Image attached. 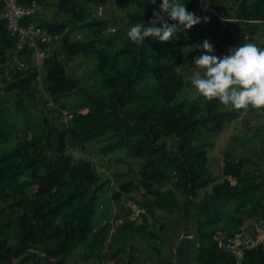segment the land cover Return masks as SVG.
<instances>
[{"label": "trees", "instance_id": "trees-1", "mask_svg": "<svg viewBox=\"0 0 264 264\" xmlns=\"http://www.w3.org/2000/svg\"><path fill=\"white\" fill-rule=\"evenodd\" d=\"M37 1L42 5L49 0ZM227 1L229 11L213 17L208 33L223 45L242 46L257 34L258 23H264V0ZM179 2L189 12L197 7V0ZM160 3L115 0L119 8L132 7L127 14L133 24H147ZM206 3L220 12V0ZM57 7L79 22L87 34L72 40L64 23L38 22L62 34L59 46L43 65L50 99L57 101L60 96L77 93L80 104L72 111L68 125L80 143L103 141L102 151L126 149L141 159L139 182L147 191L141 200L145 211L142 223L123 220L112 231L111 244L121 251L130 240L147 233L146 216H153L154 209L171 213L178 207L173 190L153 187V183L172 180L195 214L197 264H233L218 242L246 220L264 218L262 177L247 171L249 158H235L227 150L223 179L212 184L201 199L196 198L199 189L214 182L208 171V137L219 132L224 122L237 118L238 112L225 110L218 99L179 98L185 82L177 71L181 58L174 51L154 53L149 40L135 44L127 38V31L112 37L102 35L105 22L88 21L78 0H60ZM119 39L122 47H116ZM13 46V37L0 23V63L6 61ZM66 55L96 58L95 68L103 73L97 89L79 87V81L63 66L61 56ZM120 56L124 61L119 62ZM35 75L34 69L13 68L3 79V91L34 98ZM15 103L21 106L22 101ZM8 110L6 97L0 96V203L11 201L12 207L10 212H0V264H11L31 248L43 259H53V264H65L79 246L84 259L99 258L109 227L106 223L97 228L94 225L104 182L89 160L66 154V131L47 119L34 128L27 120L30 135L3 150L14 133ZM166 138L173 139L171 147ZM242 264H264L263 250H247Z\"/></svg>", "mask_w": 264, "mask_h": 264}, {"label": "rangeland", "instance_id": "rangeland-1", "mask_svg": "<svg viewBox=\"0 0 264 264\" xmlns=\"http://www.w3.org/2000/svg\"><path fill=\"white\" fill-rule=\"evenodd\" d=\"M60 0H49L40 5L36 19L42 23H64L71 33L69 38L74 40L77 34L85 37V30L81 24L65 12L58 10L57 3ZM79 5L85 9L88 21H104V36H115L128 31L135 25L128 19L127 12L132 10L122 9L116 6L115 0H78ZM220 12L210 7L206 0H197V7L193 11L201 17V23L193 26L186 32H178L169 42H160L157 38L147 37L151 43L150 50L154 53L174 51L180 58L177 71L181 74L185 86L179 98L192 101L203 99L194 94L191 77L194 74L193 61L201 54L195 46L202 44L205 39L209 40L208 30L213 25V17H220L223 11H229L230 4L227 0H220ZM79 7V6H78ZM209 17L205 23L203 17ZM147 26V24H144ZM257 34L246 44H255L264 48V23L259 22ZM161 25L157 24V27ZM224 30V28H223ZM234 30V29H233ZM122 39L117 40L116 47H122ZM159 41V42H155ZM213 45V53L223 57L233 47L221 44L218 37L210 38ZM59 44L55 45L57 47ZM117 49V48H116ZM4 63H0V96L6 97L7 115L14 125V133L10 141L3 144L2 149L8 150L15 143L22 140L25 135H30L31 130L27 128V120L31 127H37L41 119L53 122L60 129L66 131V154L74 159H86L92 164L95 172L104 182L99 194L96 213L94 218L95 227L104 223L108 224L107 240L100 251L101 255L95 259H84L82 247H77L73 254L66 260L65 264H197L195 237V214L189 206L180 190L177 189L172 180L153 183V187L162 190L174 191L179 205L171 213L154 209L153 216H146L147 233L144 236H136L130 240L121 251L117 252V246L111 244V233L123 220H133L136 225L142 223L145 211L141 207V200L147 193L139 182L138 170L141 159L128 153L126 149L102 151L104 142L89 141L80 143L71 135L69 123L65 122L69 114L80 104L77 93L60 96L57 101L52 97L45 100L34 92V98L16 94L15 91L6 93L3 91V79L12 70L13 63L10 51ZM61 60L67 73L79 81L82 89H97L99 87L100 75L103 74L95 68L97 60L95 57L85 58L82 55L61 56ZM124 61L120 56L119 62ZM153 80L150 79V83ZM38 96V98H37ZM15 100L22 101L17 106ZM234 110V109H233ZM85 111V110H84ZM238 117L224 122L222 129L208 137L210 145L207 147L208 171L214 182L198 190L196 200L201 199L205 192H210L212 184L219 183L223 179L222 167L225 151L229 150L235 158L247 157L251 160L246 165L249 173L259 174L264 181V109L236 110ZM169 147L173 144L172 138H166ZM236 140V141H235ZM248 142V143H247ZM11 201L0 203V212H10ZM257 218L248 219L244 224L252 223ZM51 258L43 259V255L37 249H28L22 256L12 260L11 264H53Z\"/></svg>", "mask_w": 264, "mask_h": 264}, {"label": "clouds", "instance_id": "clouds-1", "mask_svg": "<svg viewBox=\"0 0 264 264\" xmlns=\"http://www.w3.org/2000/svg\"><path fill=\"white\" fill-rule=\"evenodd\" d=\"M151 4L155 5L156 0H151ZM203 21L209 22V17H203ZM200 23L201 17L189 12L179 0H161L159 11H153L147 26L135 24L126 35L135 44H142L147 37L163 43ZM195 48L201 51L193 61L191 77L197 97L204 102L218 99L229 111H247L250 106L253 110L264 109V48L248 43L231 48L223 57L213 54V45L207 39Z\"/></svg>", "mask_w": 264, "mask_h": 264}, {"label": "built area", "instance_id": "built-area-1", "mask_svg": "<svg viewBox=\"0 0 264 264\" xmlns=\"http://www.w3.org/2000/svg\"><path fill=\"white\" fill-rule=\"evenodd\" d=\"M40 5L37 0H0V23L13 37L10 68L34 69L33 89L37 95L51 100L43 77V65L52 56L54 47L61 42V33L52 32L38 24L36 14ZM74 40L81 38L76 35ZM71 114L65 122L69 123ZM218 245L233 259L242 264L247 250L261 248L264 252V218L242 224L232 235L219 240Z\"/></svg>", "mask_w": 264, "mask_h": 264}]
</instances>
